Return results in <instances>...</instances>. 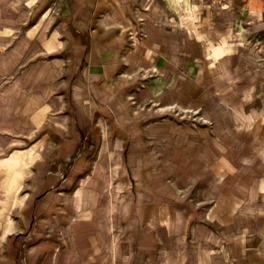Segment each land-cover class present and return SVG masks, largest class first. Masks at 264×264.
<instances>
[{
	"label": "rangeland",
	"instance_id": "1",
	"mask_svg": "<svg viewBox=\"0 0 264 264\" xmlns=\"http://www.w3.org/2000/svg\"><path fill=\"white\" fill-rule=\"evenodd\" d=\"M96 2L93 22L117 8L125 27L97 37L80 120L65 15L0 0V264H264V46L242 10L188 0L146 43L128 9ZM142 51L161 74L141 79Z\"/></svg>",
	"mask_w": 264,
	"mask_h": 264
},
{
	"label": "crops",
	"instance_id": "2",
	"mask_svg": "<svg viewBox=\"0 0 264 264\" xmlns=\"http://www.w3.org/2000/svg\"><path fill=\"white\" fill-rule=\"evenodd\" d=\"M96 1L99 0H51L52 4L54 3V5L58 7V10L65 15L68 28L76 33L77 45L82 44V46L79 47V50H76V53L72 55L73 60L71 61L72 64L70 66L72 71L66 80L68 86L67 89H69L72 103L77 107L80 106V120H83L82 115L85 112V105L94 106L95 104V93H93L92 86L99 77L98 73L101 70V67L99 66L100 54H98V51L95 52L94 49L97 37L105 30L116 28L120 25H122L121 27H125L123 26V18H120L115 11L117 8H114L115 10H107L100 16V18H95L93 22L92 15L96 9ZM111 1L115 2L119 6V9L120 7L128 9L132 14V18L135 20L132 22H135L137 32L136 34L131 32V38L142 33L145 38H148L143 39L146 43L157 42L158 37H156V35H159L160 33L158 30H164V28L168 30L167 25H161V23L179 18L181 11L188 7V0ZM226 2L227 5H225L224 12L229 14L232 9L242 10L243 22L246 23L247 29L254 37L255 41L264 46V0H226ZM92 30L96 34H91ZM120 32L123 33L121 30ZM122 37L123 36L120 33L116 32L112 40L108 41L115 43ZM84 38L87 40L86 44H83ZM89 38L93 50L88 48L90 42ZM135 39L137 40L136 37ZM237 39L243 40L242 35L238 36ZM118 47V44L113 45L112 50L109 51L107 56H117L120 60H125V63H127L128 58L122 54L123 46L120 48ZM152 49L156 52L158 50L156 47H153ZM136 57H138L136 72L140 73L141 79H145L146 74L153 71L156 72L155 75L161 74L160 70L156 67L155 62H151V59H149L150 56H148L145 51H142ZM153 57L156 58L155 55ZM123 62L122 65L124 64ZM126 77L131 78V74H126ZM65 98L66 102L63 110L67 107V99H69L68 94H65Z\"/></svg>",
	"mask_w": 264,
	"mask_h": 264
},
{
	"label": "bare ground",
	"instance_id": "3",
	"mask_svg": "<svg viewBox=\"0 0 264 264\" xmlns=\"http://www.w3.org/2000/svg\"><path fill=\"white\" fill-rule=\"evenodd\" d=\"M238 34L239 35H241V33L240 32H238ZM238 34H236V35H238ZM231 36H235V34H233V32L230 34ZM135 40V39H134ZM235 42V41H234ZM246 43V42H245ZM233 43H228V44H226V45H224V46H221V47H219V48H217V49H215L214 50V55L216 56V58H220V57H222L224 54H226V53H228V52H231V48L233 47ZM252 47V46H251ZM4 48V44H0V50H2ZM144 67V66H143ZM145 70V69H144ZM54 77V76H53ZM103 188V187H102ZM102 190V189H101ZM79 195L80 194H77V197H79ZM77 203V205H78V201L76 202ZM6 239V234H4L3 236H2V240L4 241Z\"/></svg>",
	"mask_w": 264,
	"mask_h": 264
}]
</instances>
